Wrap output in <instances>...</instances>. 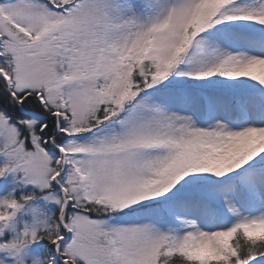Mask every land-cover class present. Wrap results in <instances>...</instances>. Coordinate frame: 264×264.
Masks as SVG:
<instances>
[{
    "label": "snow or ice",
    "instance_id": "obj_1",
    "mask_svg": "<svg viewBox=\"0 0 264 264\" xmlns=\"http://www.w3.org/2000/svg\"><path fill=\"white\" fill-rule=\"evenodd\" d=\"M0 264H264V0H0Z\"/></svg>",
    "mask_w": 264,
    "mask_h": 264
}]
</instances>
